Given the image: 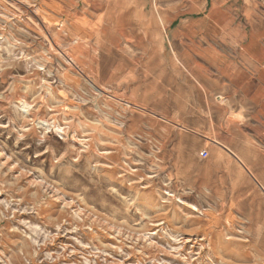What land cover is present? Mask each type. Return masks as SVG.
I'll return each instance as SVG.
<instances>
[{
    "label": "rangeland",
    "instance_id": "374dc122",
    "mask_svg": "<svg viewBox=\"0 0 264 264\" xmlns=\"http://www.w3.org/2000/svg\"><path fill=\"white\" fill-rule=\"evenodd\" d=\"M231 3L225 23L263 18ZM37 8L0 0V264H264V200L202 137L182 48L160 39L154 62L148 17L76 47ZM217 34L195 41L227 52Z\"/></svg>",
    "mask_w": 264,
    "mask_h": 264
},
{
    "label": "crops",
    "instance_id": "0c3cea01",
    "mask_svg": "<svg viewBox=\"0 0 264 264\" xmlns=\"http://www.w3.org/2000/svg\"><path fill=\"white\" fill-rule=\"evenodd\" d=\"M36 1L37 10L46 17L44 24L58 31L63 29L76 47L100 34L107 39L118 28L122 33L128 17L148 30L145 19L150 18V40L158 42L152 47V60L166 57L164 49L160 51V39L182 48L175 52V59L189 70L192 79L202 80L197 83L200 111L207 119V131L202 137L207 144L217 145L216 154L229 155L248 167L252 189L264 200V0H202L185 17L176 7V0H163L166 7L160 0L150 1L151 6L148 0ZM90 1L94 6H88ZM231 1V7L237 10L241 5L244 14L252 11L259 15L255 9L258 5L263 18L258 17L254 25L225 23L223 12ZM212 14L220 16L217 24L198 23ZM214 33H218L219 47L227 52L218 51L207 40L204 47L195 41L198 36L204 40ZM169 60L173 62L170 57Z\"/></svg>",
    "mask_w": 264,
    "mask_h": 264
},
{
    "label": "bare ground",
    "instance_id": "6f19581e",
    "mask_svg": "<svg viewBox=\"0 0 264 264\" xmlns=\"http://www.w3.org/2000/svg\"><path fill=\"white\" fill-rule=\"evenodd\" d=\"M20 108L22 110H25V113H27L28 111H26L27 105L25 103H21ZM40 126L42 128H44V130H48L51 129V131H54V133L58 134V135H63L64 134V129L59 127L58 125H55L54 123H48L47 121H42L40 123ZM223 148V147H222ZM224 149V148H223Z\"/></svg>",
    "mask_w": 264,
    "mask_h": 264
},
{
    "label": "built area",
    "instance_id": "2783aa9c",
    "mask_svg": "<svg viewBox=\"0 0 264 264\" xmlns=\"http://www.w3.org/2000/svg\"><path fill=\"white\" fill-rule=\"evenodd\" d=\"M207 152L206 151H201L200 152V156L203 157V158H206L207 157Z\"/></svg>",
    "mask_w": 264,
    "mask_h": 264
}]
</instances>
